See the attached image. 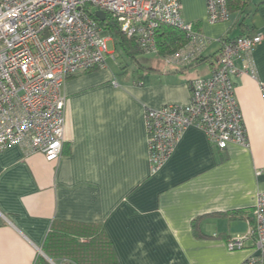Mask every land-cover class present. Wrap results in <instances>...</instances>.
Returning <instances> with one entry per match:
<instances>
[{"label":"crops","instance_id":"0c3cea01","mask_svg":"<svg viewBox=\"0 0 264 264\" xmlns=\"http://www.w3.org/2000/svg\"><path fill=\"white\" fill-rule=\"evenodd\" d=\"M182 5L211 40L200 61L179 67L155 56L162 69L121 50L112 65L66 81L58 160L18 145L0 152V264H264L251 243L227 248L248 232L264 193V0H248L244 27L240 12L211 25L206 0ZM255 34L256 75L234 79L249 148L221 151L190 127L152 175L145 112L189 105L190 83L212 75L219 40Z\"/></svg>","mask_w":264,"mask_h":264},{"label":"built area","instance_id":"2783aa9c","mask_svg":"<svg viewBox=\"0 0 264 264\" xmlns=\"http://www.w3.org/2000/svg\"><path fill=\"white\" fill-rule=\"evenodd\" d=\"M206 10L211 25L232 16L229 0H206ZM97 11L110 16L147 56L158 55L161 27L183 32L188 43L165 58L170 65H195L211 43L184 19L182 0H0V152L18 145L51 162L61 157L66 81L104 68L108 55L114 58ZM262 41L261 34L221 38L212 75L190 83L189 105L145 112L152 175L161 171L190 127L204 131L221 151L230 144L249 148L234 79L256 75L254 52ZM248 243L259 254L253 261L264 262V193L257 197L248 232L230 239L227 248L242 251Z\"/></svg>","mask_w":264,"mask_h":264},{"label":"trees","instance_id":"16d2710c","mask_svg":"<svg viewBox=\"0 0 264 264\" xmlns=\"http://www.w3.org/2000/svg\"><path fill=\"white\" fill-rule=\"evenodd\" d=\"M248 0H229V9L231 12H240L244 17L241 22V26L244 27L245 11L247 10ZM94 17V14L91 13ZM100 26L107 33L111 34L113 38H116L120 49L125 53V55L131 60H138L141 55H145L143 50L138 46L135 40L129 39L124 36L120 30L119 25L108 16L105 22H100ZM242 36V35H241ZM158 42V57L165 60L166 57L172 56L183 49L187 43L188 39L186 35L172 27L163 26L160 28L157 34ZM199 59L198 61H200ZM136 63L138 66H142L140 61H131Z\"/></svg>","mask_w":264,"mask_h":264},{"label":"rangeland","instance_id":"374dc122","mask_svg":"<svg viewBox=\"0 0 264 264\" xmlns=\"http://www.w3.org/2000/svg\"><path fill=\"white\" fill-rule=\"evenodd\" d=\"M103 35L108 38V41H107V46H108V50L110 53H113L114 52V58H121V49H120V46L118 45V41H116V38H113V36L109 33H107L106 31L103 32ZM123 57V56H122ZM107 58H111V59H114L112 56L108 55ZM141 62L145 65H148L150 64L151 60H153L155 63H158L157 65H159V67H161L163 69L164 67V61H161L159 60L157 57H141L140 58ZM115 61H111L110 59H107V64L110 66L112 65L111 63H114ZM117 62H124V61H117ZM127 63H131L130 61H126ZM134 66L131 65L130 66V69H133Z\"/></svg>","mask_w":264,"mask_h":264},{"label":"water","instance_id":"95a60500","mask_svg":"<svg viewBox=\"0 0 264 264\" xmlns=\"http://www.w3.org/2000/svg\"><path fill=\"white\" fill-rule=\"evenodd\" d=\"M95 17L101 22H105L107 19L106 13H104L102 11L95 12Z\"/></svg>","mask_w":264,"mask_h":264}]
</instances>
